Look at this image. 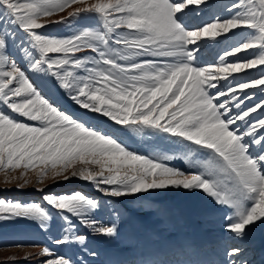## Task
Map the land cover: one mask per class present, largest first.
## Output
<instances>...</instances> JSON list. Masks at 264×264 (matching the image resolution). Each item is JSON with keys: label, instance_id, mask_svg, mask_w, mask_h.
Returning a JSON list of instances; mask_svg holds the SVG:
<instances>
[{"label": "snow or ice", "instance_id": "snow-or-ice-1", "mask_svg": "<svg viewBox=\"0 0 264 264\" xmlns=\"http://www.w3.org/2000/svg\"><path fill=\"white\" fill-rule=\"evenodd\" d=\"M81 14H93L97 26L73 28ZM192 14L199 23H189ZM53 24L73 31L49 35ZM217 46L223 47L205 64L202 52ZM34 75L54 78L82 115L150 133L183 151L177 157L130 150L65 111ZM257 91L264 95V0H233L223 9L210 0H0V172L9 177L19 171L13 178L23 180L20 188L35 172L38 183L76 178L117 199L146 201V194L168 189L201 192L225 211V230L243 240L264 224V99H255ZM176 158L188 167L169 163ZM36 191L44 193V203L0 198V222L25 219L48 231L50 206L64 222L53 242L78 244L93 257L98 253L85 247L88 237L77 223L94 235L119 237L120 213L109 207L112 201L79 191ZM105 208L109 223L99 218ZM26 246L39 247L0 245ZM244 252L228 249V264H252ZM171 254L192 256L194 250L186 245ZM37 255L46 258L41 264H77L47 246ZM134 264L161 262L140 258Z\"/></svg>", "mask_w": 264, "mask_h": 264}, {"label": "rangeland", "instance_id": "rangeland-1", "mask_svg": "<svg viewBox=\"0 0 264 264\" xmlns=\"http://www.w3.org/2000/svg\"><path fill=\"white\" fill-rule=\"evenodd\" d=\"M210 2H214L218 6V9H223L224 6L232 3L233 0H210ZM190 7L194 8L195 6L193 5ZM224 15H228V13H224ZM199 21L200 17L196 16L195 14H192L190 16L189 22L191 24H197L199 23ZM97 24L98 21L93 14H81V17L77 21H75L73 28L95 27L97 26ZM73 28H70L63 24H53L49 26L47 31L49 35L65 36L70 35L73 31ZM20 35L22 36L23 33H21ZM239 39V37H236L231 43H236ZM222 47L223 46H217L214 49H208L202 52V56L204 57L203 62L206 64L213 61ZM245 54L247 55V53H240L238 54V56L243 57L245 56ZM17 59H19V56H17ZM229 59H235V57H229ZM246 71L258 72V69H251ZM234 75L247 78L245 73H238ZM33 78L35 79V82L40 90L44 94L50 96L65 111L74 112L77 116H81V118L86 120L89 124L99 127L101 130L116 136L132 151L152 156L171 155L177 157L183 151L180 145L170 144L167 141L162 140L160 137L152 135L150 133H145L143 135L134 134L125 129H122L120 126L113 125L111 122L106 121L105 118H90L93 117L94 114H88L86 116L82 115L84 110L78 109V106H75L63 94L54 78L36 75H34ZM220 83L221 85L227 84L226 81H221ZM212 91L215 92L216 90L213 89ZM248 91L254 90L250 89ZM221 99L224 98L222 97ZM255 99H264V95L260 94L257 91V97ZM253 102L254 101H248L249 104ZM259 114V112L253 113L252 117L258 116ZM169 163L178 168L188 167L184 160L180 158L173 159ZM19 176V171L12 173V175L9 177H6L3 172H0V190H2L0 191V198L19 200L24 203L32 201L44 203L42 199L44 193L36 191L37 188H42L44 192L55 193L57 195L79 191L89 196L96 197L97 199L102 201L110 200L112 201V203L111 205H109V207H114L120 213L119 235L127 226L131 227L130 230L133 234L132 227L135 224L136 227L139 228V234L145 235V229L149 226L146 221V217H151L154 214V211L157 210L159 206L172 211V206L175 205L176 207H179L180 209L182 208L183 210L187 209L192 212L200 211L199 213L205 212L210 208L209 207L207 210H203L201 208L200 196L189 201H185L187 199H180V197H187V195L194 194L193 192H186L184 190H157L150 194H146V201L138 200L135 197H122L117 199L102 196L98 191L95 190L94 186L91 183L81 181L76 178L70 179L68 181H62L61 178L62 182L60 183H57L51 178H45L43 183H38L37 175L35 172H29L27 174L26 178L30 181V183H28L23 188H20V186L24 183L23 180L13 178ZM6 180H10L11 182H6ZM18 188H20V190H17ZM207 198L208 197L205 196V199ZM45 207H47L53 214V219L50 221V227L48 231L42 230L38 226V223L25 219L0 222V245H39V247H0V264H29V260L28 258H26L27 256L23 257L22 255L23 251V254L28 253L30 250H38L41 253L44 246L55 250V252L59 253L62 256L76 260L77 264H85V262H87V264H91L90 261H94L96 257L90 256L87 251H82L81 247L78 244L73 243L68 245H57L53 242L59 239L63 234L62 229L64 227V222L59 219L58 216H56L54 209H51L50 206L47 205H45ZM99 218L105 223H109L113 219L111 213L107 211V208H105V210L99 214ZM76 227L79 233L85 234L88 237L85 246L88 250L94 251L99 254H106L109 250H117V244L113 242V239L111 244H107L105 243V240L107 239L106 237L102 235L92 234L88 228L80 225L79 223L76 224ZM149 227L152 228L151 226ZM108 240L109 239H107V241ZM10 251H14V253ZM44 259L46 258L43 257V260ZM30 264H41V261Z\"/></svg>", "mask_w": 264, "mask_h": 264}, {"label": "bare ground", "instance_id": "bare-ground-1", "mask_svg": "<svg viewBox=\"0 0 264 264\" xmlns=\"http://www.w3.org/2000/svg\"><path fill=\"white\" fill-rule=\"evenodd\" d=\"M198 196L201 197L200 206L203 210L210 207L207 211L192 212L175 205L170 211L159 206L151 217H146L147 223L152 228L146 227L145 235L139 234L136 224L132 227L133 234L131 227L127 226L118 238L113 239L117 244V250H109L106 254L98 253L95 260L90 263L112 264L113 261H126L134 264L138 259L145 258L157 259L161 264H183L184 260L189 259L208 261L209 264H228L225 255L227 250L242 247L245 249L242 258H247L252 264H264V256L261 253V250H264V224L254 226L248 236L238 240L234 234L225 230L224 225L227 222L224 219L225 211L221 210V206L214 204L211 198L205 199L203 193L195 192L180 199L189 201ZM107 239L105 243L111 244L112 239ZM186 245L194 250V255L179 257L171 254L173 250L182 249ZM199 245L206 250L200 251ZM10 252L14 253V251ZM23 253V257H28L29 264L43 260V256L37 255L40 253L38 250Z\"/></svg>", "mask_w": 264, "mask_h": 264}]
</instances>
